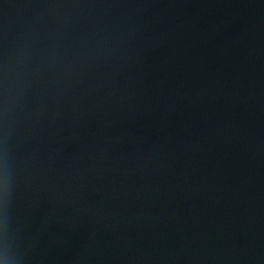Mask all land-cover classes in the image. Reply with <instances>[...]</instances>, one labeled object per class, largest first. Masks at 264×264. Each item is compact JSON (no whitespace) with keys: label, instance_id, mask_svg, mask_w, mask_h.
Segmentation results:
<instances>
[{"label":"water","instance_id":"1","mask_svg":"<svg viewBox=\"0 0 264 264\" xmlns=\"http://www.w3.org/2000/svg\"><path fill=\"white\" fill-rule=\"evenodd\" d=\"M0 264H264V0H0Z\"/></svg>","mask_w":264,"mask_h":264}]
</instances>
